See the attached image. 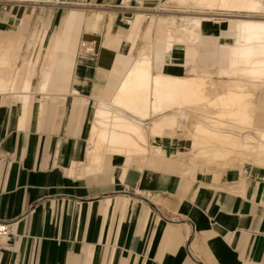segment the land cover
<instances>
[{
    "label": "crops",
    "instance_id": "0c3cea01",
    "mask_svg": "<svg viewBox=\"0 0 264 264\" xmlns=\"http://www.w3.org/2000/svg\"><path fill=\"white\" fill-rule=\"evenodd\" d=\"M66 1L76 8L62 6L60 17L59 7L46 8L23 23L17 12L28 3L0 0V219L12 224L1 264H264V155L259 164L187 168L174 156L189 146L182 136L146 133L144 155L97 142V108L147 131L159 116L137 119L114 103L137 59L148 57L154 74L211 78L197 70L199 57L219 71L229 41L226 21L214 18L247 11L191 0H144L132 10L123 0ZM190 18L201 19L199 29L168 35ZM197 32L215 53L183 42ZM252 103L264 128L256 114L264 91ZM178 125L164 132L192 130Z\"/></svg>",
    "mask_w": 264,
    "mask_h": 264
},
{
    "label": "bare ground",
    "instance_id": "6f19581e",
    "mask_svg": "<svg viewBox=\"0 0 264 264\" xmlns=\"http://www.w3.org/2000/svg\"><path fill=\"white\" fill-rule=\"evenodd\" d=\"M176 1L179 2H176L179 5L187 0ZM35 2L37 4L38 0ZM191 2L196 5L195 7L199 6L201 8L242 9L247 12L264 14L263 2L255 0H191ZM189 4L187 2V5ZM250 19L234 18L228 20L222 17L214 18L217 23H222L226 20L228 25L222 31L223 37L229 38V41L226 42L225 46L226 61L224 66L219 69L220 72L242 74L243 78L247 79V82L241 81L240 78L227 83L222 82L217 87L215 86L216 83L207 77L183 78L154 74L150 71L148 57H141L137 59L126 76L114 99V103L116 106L120 105L121 108L125 107L129 110V115L138 116L137 119L155 114H159L158 118L151 121L147 131L146 126L139 120L133 118V120L125 119L111 109L109 111L107 108H97L96 126L100 127V131H97V142L105 141L104 143H106L108 141L112 149L114 148V150L110 149L111 151L121 152L122 149L124 150L127 147L126 153L128 155H144L148 152V135L146 133L159 136L168 135V133L164 132L165 127H173L175 125L176 128L177 124L184 122L192 127L193 130L201 132L193 133V136L196 135L198 140L202 137L203 140L201 143L192 145L190 143H193L194 140L188 139V141L190 140L188 151H186L188 153L177 152L179 155L178 159L182 161V166L185 163L186 167L187 164L191 167L199 164L205 165V163L217 165L220 161L217 160L219 158L215 157V154H218L215 151L220 145H225V147L230 145L231 150L233 149L231 152L236 153L237 158L245 159L249 155L258 157L264 155V128L254 118V110H252L254 106L250 102L253 100L255 91L259 87L264 86V18ZM200 20V18L191 19V25L189 26H191L192 32L199 29ZM186 30L189 31L188 29L184 31ZM148 31L146 33L149 35ZM228 75L225 76L228 77ZM15 80L17 82L16 78ZM25 87L26 89L24 88V90H27V86ZM221 87H223V91ZM220 88L221 91L219 90ZM262 121L261 123H264ZM191 136L189 135V137ZM237 148L242 150L238 151ZM228 152H230L228 149L220 151V153L226 154ZM246 152L249 153L247 154L248 156H245ZM204 153H207V156L206 154L205 157L201 156ZM217 156H220V154ZM98 161L100 160L98 159ZM226 161H231V159Z\"/></svg>",
    "mask_w": 264,
    "mask_h": 264
},
{
    "label": "rangeland",
    "instance_id": "374dc122",
    "mask_svg": "<svg viewBox=\"0 0 264 264\" xmlns=\"http://www.w3.org/2000/svg\"><path fill=\"white\" fill-rule=\"evenodd\" d=\"M36 0H16V2L17 3H19V4H22V3H28V5L29 6H27V7H23V6H20L19 7V10H18V16L19 17H21V18H23V23L25 22V17H26V15H29L30 16V14L31 13H33V14H31V16L33 15L34 17H37V13H40L41 12V8L39 7V5L38 4H36V2H35ZM60 1H62V4H60V6H59V8L60 9H58L57 10V15H58V17H60L61 16V14L63 13V11H62V9H61V7L62 6H65V5H67L68 6V9H72V8H76V5L73 3V2H67L66 0H60ZM125 2H126V0H123V3L125 4ZM34 4V5H33ZM33 6H35V7H37V8H33ZM58 8V7H57ZM52 11H54L53 9H52ZM208 15V14H207ZM210 15V14H209ZM227 18H241V19H243V18H247V19H250V20H257L258 18H264V14L263 13H253V14H250V13H247V12H232V16H229V17H227ZM253 18H255V19H253ZM191 19L192 18H190L187 22L190 24V22H191ZM211 19V18H210ZM226 21V20H225ZM191 25V24H190ZM187 26H189V25H184V26H180V28H178V35H171L170 33L168 34V35H170V36H181L180 35V29L182 28V27H187ZM218 38V40H220V42H224L221 38H219V37H217ZM183 42H185V43H188V46H191V47H193V48H195V49H197L198 47H200V48H202V50H205L206 51V54L207 55H209V54H213V53H215L213 50H214V45L213 44H211V43H208V44H206L204 47L202 46V43H201V40H200V35H199V32H197V34H195V35H190L189 37H183ZM32 45H34L35 47H33L32 49H34V57H36V48H37V45H38V42H34V43H31ZM221 46H222V44H220ZM231 47V46H230ZM208 51V52H207ZM41 55V54H40ZM206 55V56H207ZM200 59H199V63H200V66H198V69L197 70H199L200 68H204V67H206L207 69H206V71L207 72H210L208 75L211 77V79L216 83V85L215 86H217V87H219V84H221L222 82H225V83H227V82H229V81H234V80H239L240 78V80L241 81H243V82H247V79H245V77L243 78V75L242 74H239V73H235V74H230L229 72L228 73H226V72H223L222 70V72H220V70L219 71H217V65L216 64H214V63H212V62H210L209 61V57H205L204 59H206V61H203V56L202 57H199ZM40 60H41V57H40ZM196 64H198V62H196ZM206 65V66H205ZM198 74H202V72H197ZM221 74V75H220ZM228 75V77H230V78H228V77H226L225 75ZM193 75V74H192ZM189 76H191V75H189ZM221 76V77H220ZM254 81H256L255 79H254ZM218 82V83H217ZM222 88V91H223V87H221ZM221 88L219 89L220 91H221ZM264 91V88L263 89H259V90H257V91H255V95H254V97H253V100H251L250 102H254V103H259V100H260V96H261V93ZM212 95V94H211ZM257 103V104H258ZM252 110H254V109H252ZM254 112V111H253ZM256 114L258 115V117H259V119H262V120H264V110H262V109H260V110H257L256 111ZM253 115H255V113H253ZM147 117H149V116H147ZM254 118L256 119V117L254 116ZM184 121V120H183ZM180 125V127H184V129L186 130L187 129V126H189V125H186L184 122L183 123H179ZM188 124V123H187ZM184 125V126H183ZM186 127V128H185ZM169 129L171 128V127H168ZM170 131V130H169ZM170 133V132H169ZM168 133V135L170 136H182V137H184V138H187V136H188V138L187 139H190L191 141L192 140H194V142L193 143H190V144H192V145H195V144H197V143H201V141L203 140V138L201 139H197L196 138V135L195 136H193L194 134L193 133H201V132H198V131H195V130H191L189 133H180L179 134V132L178 131H176V130H172V132L169 134ZM173 133V134H172ZM175 133V134H174ZM178 133V134H177ZM151 134V133H150ZM186 134H187V136H186ZM191 136V137H189V135ZM152 135V134H151ZM192 138V139H191ZM189 140V141H190ZM197 140V141H196ZM200 141V142H199ZM212 144V143H211ZM200 146H203V145H200ZM205 146V145H204ZM227 147H229V148H227V147H225V145H220L219 146V150L218 149H216V151H215V153H218V154H215V157L216 158H222V159H217L218 161H220L221 163L224 161V159H225V161L223 162V163H228V162H232V161H237V160H244V162H253V163H257V164H259L258 163V161H256L255 159L257 158V157H255V156H250L249 155V157H246L245 159H243V158H241V157H239V158H241V159H239V158H237L236 157V153H234V152H231L232 150H231V146L230 145H226ZM188 148V147H187ZM223 148V149H222ZM229 150L230 152H228V154H226V153H220V151H225V150ZM123 150V149H122ZM121 150V151H122ZM124 150H127V147L126 148H124ZM237 150L239 151H241L242 149L241 148H237ZM186 151H188V149H186L185 151H183V154H187L188 152H186ZM180 151H178V153H179ZM243 152V151H242ZM178 153H174V156H176ZM244 153V152H243ZM205 154H206V156H207V153H204L203 155H201V156H204L205 157ZM220 154V156H217V155H219ZM224 154H225V156H224ZM236 154V155H235ZM246 154V155H245ZM244 155L245 156H248L247 154H249L248 152H246ZM240 156V155H239ZM242 157H244V156H242ZM248 158V159H247ZM227 159H231V161H226ZM221 160H223V161H221ZM218 163L217 165H219V164H221V163ZM200 165V164H199ZM201 165H204V164H201ZM209 166L208 164H206L205 163V166ZM212 165H214V164H212ZM216 165V164H215Z\"/></svg>",
    "mask_w": 264,
    "mask_h": 264
},
{
    "label": "built area",
    "instance_id": "2783aa9c",
    "mask_svg": "<svg viewBox=\"0 0 264 264\" xmlns=\"http://www.w3.org/2000/svg\"><path fill=\"white\" fill-rule=\"evenodd\" d=\"M144 0H126L125 4H122V7L127 9H138L143 6ZM37 4L42 11H45L46 8H57L62 4L60 0H38ZM80 48L86 53H92L94 51V46L92 43L82 41L80 43ZM11 223L0 219V264L1 259L6 250L9 249L11 245Z\"/></svg>",
    "mask_w": 264,
    "mask_h": 264
}]
</instances>
